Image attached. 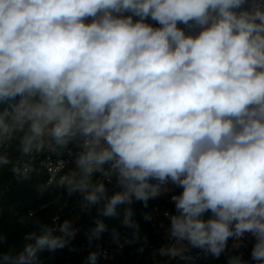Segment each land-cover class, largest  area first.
Wrapping results in <instances>:
<instances>
[{
  "label": "clouds",
  "instance_id": "1",
  "mask_svg": "<svg viewBox=\"0 0 264 264\" xmlns=\"http://www.w3.org/2000/svg\"><path fill=\"white\" fill-rule=\"evenodd\" d=\"M46 153L57 187L96 210L89 245L140 240L131 205L171 184L163 264L219 258L246 235L264 264V0H0V173L26 180ZM121 215L123 243L101 219ZM33 222L20 244L0 231V264H43L80 231ZM101 258L97 243L85 264Z\"/></svg>",
  "mask_w": 264,
  "mask_h": 264
},
{
  "label": "trees",
  "instance_id": "2",
  "mask_svg": "<svg viewBox=\"0 0 264 264\" xmlns=\"http://www.w3.org/2000/svg\"><path fill=\"white\" fill-rule=\"evenodd\" d=\"M147 22L153 24V26H159L150 18ZM179 26L184 27L183 25ZM34 167L36 171L32 172L30 177L23 181L16 180L8 168L0 173V231L7 235L9 243L20 244L26 232L37 230V225L33 222L35 220L51 225L53 217L58 215H61L59 222L69 219V211L80 201L78 195L69 197L66 191L58 188L57 185H47V174L44 168L36 162H34ZM116 190L118 189L114 188L112 191ZM161 202L165 208L175 214V205L170 197L162 196ZM131 207L133 209V220L140 227L141 239L132 243H124L126 255L133 264H163L165 257L153 255L154 250L162 246L163 243L160 233L152 229L144 218L148 203L145 206L142 201H134ZM29 213L34 215L28 219L26 224H19L18 219L28 217ZM101 219L105 220L109 229L116 227L120 231L122 242L125 237L132 239L133 229L120 223L123 219L122 215L119 218L101 217ZM94 226L95 221L89 223L88 230ZM55 234L59 235L60 233ZM144 237H147V243H145ZM110 238V234L105 233L101 241H94L91 245H89L88 240H81L87 241L90 252L95 250L97 243L105 244ZM142 246L144 251L140 252L139 249ZM41 260L43 264H85V258L79 251H70L67 247L57 250L55 253H49L45 250L41 253ZM226 261V257H219L211 264H225Z\"/></svg>",
  "mask_w": 264,
  "mask_h": 264
},
{
  "label": "built area",
  "instance_id": "3",
  "mask_svg": "<svg viewBox=\"0 0 264 264\" xmlns=\"http://www.w3.org/2000/svg\"><path fill=\"white\" fill-rule=\"evenodd\" d=\"M59 157L56 155H53L51 153L43 154L42 156L38 157V159H35L34 162H36L39 166L43 167L47 174V185H56L53 181V178L58 177L60 174V168H59ZM71 165H69L70 167ZM68 169L65 168V171ZM114 188L109 185L110 192ZM164 195L162 193L159 197L155 199H150L148 203V208L146 210L145 215L151 216L150 220H146L149 224V226L156 230L161 235V240L163 245L167 244L169 241L167 239V230L169 227V219L167 216H165V213L173 214L169 209L165 208V206L162 205L161 197ZM61 215H58L60 219ZM121 243H123L121 241ZM234 241L230 238L228 241V248L224 254H222L220 257H229L232 253H241L245 251V249H252L254 244V239L250 235H246L244 240L241 243V247L238 249H233ZM102 247L107 252V258H101L98 261V264H133V262L129 259V257L125 253V245L123 244V247L117 246L115 243L112 242L111 238L105 243L101 244ZM68 250L74 249L75 251H79L82 256L86 259L89 253V245L86 240H79V239H73L69 246H67ZM70 250V251H74ZM199 250H193L191 255L193 257V260L188 262V264H211L212 261H214L216 258L212 256H208L205 258L202 254L197 258V253ZM168 260L167 257H165V261ZM170 264H185L184 261H180L179 259H174L170 261Z\"/></svg>",
  "mask_w": 264,
  "mask_h": 264
},
{
  "label": "rangeland",
  "instance_id": "4",
  "mask_svg": "<svg viewBox=\"0 0 264 264\" xmlns=\"http://www.w3.org/2000/svg\"><path fill=\"white\" fill-rule=\"evenodd\" d=\"M172 187V189L174 190V194L177 195V193H181L182 189L181 188H177L173 185H170ZM65 206V205H64ZM63 206V208H64ZM70 212V218L69 219H73L75 221V226L78 227L80 229V231L78 232L77 236L75 237L76 239H87V233H88V228H89V223L94 222L95 219L97 218V213L96 210L93 208L91 210L84 208L81 206V201H79V203H77L76 205H74V207L69 211ZM207 215L210 214H206ZM243 254V259L248 261L249 264H255V261L251 260V250L250 249H245V251L241 252ZM241 253H232L230 255H236V254H241ZM229 255V256H230ZM227 261L225 264H228V257Z\"/></svg>",
  "mask_w": 264,
  "mask_h": 264
},
{
  "label": "crops",
  "instance_id": "5",
  "mask_svg": "<svg viewBox=\"0 0 264 264\" xmlns=\"http://www.w3.org/2000/svg\"><path fill=\"white\" fill-rule=\"evenodd\" d=\"M170 185H171V184L168 185V187L170 188V191L164 193L163 196H165V197H170V198H171V196L174 195V192H173L174 190L172 189V187H171ZM177 188H179V187H177ZM178 194H180V193H177V195H178Z\"/></svg>",
  "mask_w": 264,
  "mask_h": 264
}]
</instances>
